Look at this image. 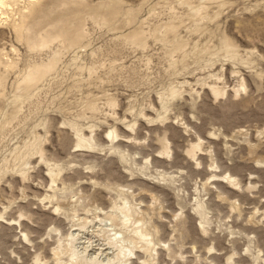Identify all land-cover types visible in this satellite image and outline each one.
Wrapping results in <instances>:
<instances>
[{"label": "rangeland", "instance_id": "1", "mask_svg": "<svg viewBox=\"0 0 264 264\" xmlns=\"http://www.w3.org/2000/svg\"><path fill=\"white\" fill-rule=\"evenodd\" d=\"M124 197L142 262L264 264V0H0V264L107 244Z\"/></svg>", "mask_w": 264, "mask_h": 264}, {"label": "bare ground", "instance_id": "2", "mask_svg": "<svg viewBox=\"0 0 264 264\" xmlns=\"http://www.w3.org/2000/svg\"><path fill=\"white\" fill-rule=\"evenodd\" d=\"M35 11H38V10L35 9ZM82 35H83V33H82V30L80 28H73L71 26H65L59 34H57L56 36L53 37V39H63V41L67 40V39H73L74 41H76L77 39L81 38ZM70 36H72V38H69ZM136 36L139 37L140 35L138 33H136ZM41 38H42L41 43H40L41 47L48 46L51 42V39H52L51 36L46 35V34L43 35ZM69 44H68V46H69ZM54 65L55 64H50L49 67L40 69L38 71V75H36V76L32 72L28 73V75L25 77V79L21 85L22 89L25 92H27L29 89L33 88L34 85H36L44 77V75L48 71L53 69ZM111 135H112V133H109V136H111ZM78 141L80 143L79 146H81V147H87L90 150L92 148L94 150V147H96L95 146L96 142L93 143V139L86 138V136L85 137L82 135L78 136ZM40 145L37 144V140H34L33 142H31V144H29L27 151L25 153H21L22 155L17 156V159H19L20 157H21V159L22 158L24 159L25 157H29L31 155H41V158L43 159V157H42L43 149L41 148ZM25 148H26V146H25ZM83 149H85V148H83ZM15 168L16 167L14 166L13 169L15 170V172L17 174H20V176H22L24 179H26L28 177V175H26V172H24L25 168H20V167H17L16 169ZM54 170L55 169H53V168L49 169V175L52 178L53 184H55L54 182L57 181V177L59 176L57 173L54 172ZM216 177H217V175L212 176V178L215 179L213 181L221 180V179H218L219 177L216 179ZM226 177H228V176H225V178ZM230 181L232 182L231 179H230ZM126 198L125 197L123 198L122 205L119 204L117 206H114L113 210L110 211L111 215L114 216V219L113 218L111 219L112 224H111V222H110V224H111V226H113L116 229V233L113 234V238L111 237V241L110 242L108 241L109 243L107 242V244H103L100 247L98 246L99 248L94 247L92 244H90L92 246L86 244L88 246L85 245V247L82 248L83 250H81L82 252L77 251L81 247V246L79 247V244H81L79 242V240L82 241V239L78 238L79 236L76 234L77 232L76 233L72 232L69 235L70 241H69L68 245L70 246V249L66 248L69 250L68 251L66 250V252H65V250H64L65 248L63 249L62 246L60 245L59 247L54 249L56 256L57 255H63V256H61L62 257L61 259H64V256H66V258H67V255L69 254V257L67 260V261H69L68 264H129V260H130L129 255H132V254L136 255V252L137 253L138 252L139 253L140 252L141 253H148L150 251L151 240H149L148 234L145 232V230L143 228L140 229L136 224H135L136 226H132L130 224V221H131L130 210L132 208L129 206L130 205L129 201ZM2 217L3 216L0 215V218H2ZM200 222H201L203 230L206 231L205 221L201 220ZM140 223H141V221H140ZM77 229H74V230H77ZM59 241H58V243H59ZM56 256H55V258H58ZM69 258H70V260H69ZM135 258L138 259V261H139L138 264H149L146 260H144L142 262V260H141L142 258L140 256L136 255ZM229 260H230V258H229ZM56 261H57V259H56ZM61 264H64V263L61 262Z\"/></svg>", "mask_w": 264, "mask_h": 264}]
</instances>
